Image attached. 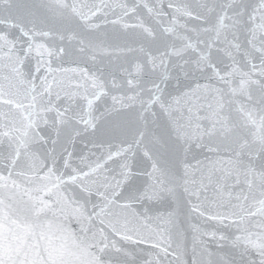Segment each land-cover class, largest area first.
<instances>
[{
	"label": "snow or ice",
	"instance_id": "6c2138e0",
	"mask_svg": "<svg viewBox=\"0 0 264 264\" xmlns=\"http://www.w3.org/2000/svg\"><path fill=\"white\" fill-rule=\"evenodd\" d=\"M0 264H264V0H0Z\"/></svg>",
	"mask_w": 264,
	"mask_h": 264
}]
</instances>
